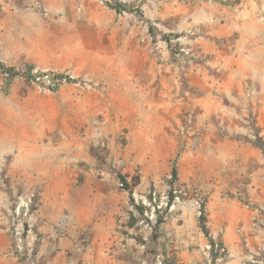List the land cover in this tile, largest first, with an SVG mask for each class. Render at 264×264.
<instances>
[{"label":"rangeland","instance_id":"rangeland-1","mask_svg":"<svg viewBox=\"0 0 264 264\" xmlns=\"http://www.w3.org/2000/svg\"><path fill=\"white\" fill-rule=\"evenodd\" d=\"M116 2L123 4L121 12L112 7ZM1 15L11 20L0 62L19 75L7 84L0 68V264H52V249L65 246L73 252L112 251L121 237L134 240L133 249L145 256L142 264H240L228 259L227 247L212 250L199 218L205 215L212 238L222 244L226 226L220 222H246L252 205L236 170L226 168L230 148L203 142L190 125L183 133L171 128L165 145L148 146L144 133L133 140L122 116L118 143L104 140L94 147L104 224L95 218L86 226L70 212L52 222L49 182L65 164L69 146L83 174L84 127L104 118L91 113L83 97L111 91L115 62L125 77L138 72L149 78L164 65L180 97L197 94L194 84L201 79L221 90L231 44L264 42V0H0ZM29 66L33 76L62 74L73 82L52 89L27 79ZM180 138L187 144L179 145ZM119 174L135 185L133 201ZM118 192L120 211L106 208ZM137 206L146 208L143 215ZM24 227L19 242L16 232ZM234 228L231 238L240 235L239 225Z\"/></svg>","mask_w":264,"mask_h":264},{"label":"crops","instance_id":"crops-1","mask_svg":"<svg viewBox=\"0 0 264 264\" xmlns=\"http://www.w3.org/2000/svg\"><path fill=\"white\" fill-rule=\"evenodd\" d=\"M10 20L5 15L0 16V51ZM158 66L159 73L149 78L138 72L125 77L119 74V62H115L112 72L117 74L108 81L111 91L84 94L91 113L96 116L102 113L104 118L102 121L90 119L84 127L82 144L86 157L81 158L83 174H79L73 162L72 146L66 150L69 155L64 157L65 164L58 165L52 174L49 182H52V186L49 185L52 188V222L70 212L74 221L86 222V226L95 224V218L100 219L98 224L105 223L99 216V212L105 209L101 208L105 202L98 190L103 180L98 178L102 170L93 149L104 140L118 143L122 116L128 119V134L133 140L144 133V144L148 146L165 145L166 142L162 141L167 140L171 128L183 133L190 125L203 142L207 140L210 146L230 148V153L225 155L226 168L236 170L237 176L243 180L242 190L252 205L246 207V222H220L226 226L222 245L228 249V259H240V264H264V42L231 44L230 54L225 55L223 89H218L215 81L208 83L201 79L195 81L198 93L191 97H180L179 87L176 89L170 80L168 69L164 65ZM153 138L161 142L153 143ZM180 140L179 145L187 144L183 138ZM194 143L189 141L188 145ZM188 157L190 161L194 160L190 155L186 159ZM78 177H81L79 182ZM40 179L43 180L38 177ZM120 194L118 192V197L110 200L106 208L116 206L120 211ZM237 224L240 235L231 238L235 237L233 232ZM183 227L184 223L178 227L182 235ZM132 241L121 237L112 251L73 252L67 250L68 246L56 252L52 249V264H142L145 256L133 249Z\"/></svg>","mask_w":264,"mask_h":264},{"label":"trees","instance_id":"trees-1","mask_svg":"<svg viewBox=\"0 0 264 264\" xmlns=\"http://www.w3.org/2000/svg\"><path fill=\"white\" fill-rule=\"evenodd\" d=\"M112 7L117 12H121L124 6H123V4L121 2H116ZM0 68L6 74L7 84H9L16 76L19 75L18 71L15 68L7 67L4 64H2L1 62H0ZM32 69H33V67L29 66V68H28L29 71L26 74L27 75L26 78L29 79V80H32V79L35 78L32 75ZM57 77H59V79H61V80L66 79L68 82H73L72 79H70L67 76L62 75V74L57 75ZM118 177H119V180H120V182H121V184L123 186V189H125L126 191L129 192V194L131 196V201H133V193H134L135 185L129 184L128 176H126V175L119 174ZM173 178H174V181L178 180V172H177L176 168L173 170ZM172 198H173V196H172ZM137 209H138L139 213L143 215L146 208L144 206H137ZM199 219H200L201 228H202L204 234L206 235V237L209 239V242H210L212 250H215L216 246L223 247L222 244L216 243V241L212 238V236L210 234V231H209V229L207 228V225H206V217H205V215L202 214ZM131 220H132V222H131L130 225L133 227V225L135 223V221L133 219V216H132ZM161 223H162V219L159 218L158 221H157V225H160Z\"/></svg>","mask_w":264,"mask_h":264},{"label":"built area","instance_id":"built-area-1","mask_svg":"<svg viewBox=\"0 0 264 264\" xmlns=\"http://www.w3.org/2000/svg\"><path fill=\"white\" fill-rule=\"evenodd\" d=\"M35 80L37 82H41V83H44L45 85L49 86V87H52V89H55V86L60 82V81H67L66 79H59V77H57V75H52L49 76V75H44V76H34ZM29 202H31V199H29ZM24 207L26 209V211H28L29 209V203H25L24 204ZM20 214V207L18 208V215ZM154 216V211H152V217ZM25 234V227L21 230V231H17L16 232V236H18V240L19 242L22 241L23 239V236Z\"/></svg>","mask_w":264,"mask_h":264}]
</instances>
